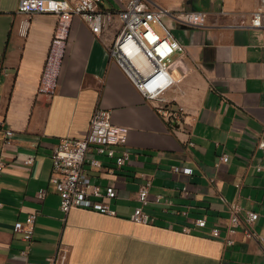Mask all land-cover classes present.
Returning a JSON list of instances; mask_svg holds the SVG:
<instances>
[{
  "label": "crops",
  "instance_id": "obj_1",
  "mask_svg": "<svg viewBox=\"0 0 264 264\" xmlns=\"http://www.w3.org/2000/svg\"><path fill=\"white\" fill-rule=\"evenodd\" d=\"M20 1L0 0V264H264V244L246 239L243 227L226 243L233 204L258 213L253 230L264 233V30L250 26L261 0H149L150 8L169 11L164 23L194 63L156 101L109 57L122 29L117 16L99 35L73 20L56 94L40 95L58 17L21 14ZM101 8L122 5L103 0ZM190 12L205 13L204 25H189ZM98 109L127 130L120 150L130 161L113 177L86 173L118 190L116 216L83 208L65 214L51 184L52 152L62 138H85ZM7 130L15 133L9 146ZM148 180L153 221L138 224L137 192ZM31 214L37 220L29 244L13 227ZM201 218L204 229L195 226ZM215 227L219 238L211 235Z\"/></svg>",
  "mask_w": 264,
  "mask_h": 264
},
{
  "label": "built area",
  "instance_id": "obj_2",
  "mask_svg": "<svg viewBox=\"0 0 264 264\" xmlns=\"http://www.w3.org/2000/svg\"><path fill=\"white\" fill-rule=\"evenodd\" d=\"M122 9L116 12L101 8L103 0H21L19 13L52 14L58 17L57 27L49 49L39 85V94L52 98L57 91L63 62L67 53L73 20L76 17L90 27L93 33L99 35L103 28L111 23L114 16L122 22V29L109 49L110 59L118 65L140 94L148 101H156L167 90L180 84L194 69V63L186 54L185 47L176 39L165 25L164 19L169 11L163 8L152 9L149 0H118ZM206 14L190 12L186 22L193 26H203ZM250 26L264 30V0L261 6L252 13ZM160 28L162 31H160ZM175 119L181 118L175 113ZM15 133L6 131L5 145L13 142ZM127 141V130L113 124L110 113L96 110L90 121L89 132L83 139L62 138L52 152L53 171L51 184L60 197L61 210L68 214L76 208L94 210L102 214L116 216L111 203L118 198V190L108 185L102 187L87 177L88 170L105 172L113 177L131 159L127 150H120ZM227 155L221 158L228 162ZM105 161H111L107 166ZM34 159L25 160L26 165L33 164ZM3 165H0V170ZM175 172L192 174L189 168H174ZM148 180L137 192L139 206L135 208L132 220L138 224H149L152 216L146 211L150 203V188ZM42 198L46 197L45 189L40 191ZM1 206V203H0ZM230 219L227 227L228 245L235 243L234 237L244 228L243 236L264 244V233L253 230L259 214L244 211L238 204L230 205ZM37 214L29 215L24 222H17L13 227L16 234L32 244L34 240ZM197 228L207 227L205 218L197 219ZM213 237L221 236V229L211 230ZM22 254L27 256V252ZM26 264H73L66 259L50 258L45 261H27Z\"/></svg>",
  "mask_w": 264,
  "mask_h": 264
}]
</instances>
